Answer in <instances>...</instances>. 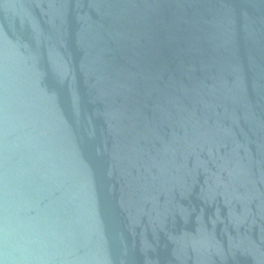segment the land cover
Returning a JSON list of instances; mask_svg holds the SVG:
<instances>
[{"label": "water", "instance_id": "95a60500", "mask_svg": "<svg viewBox=\"0 0 264 264\" xmlns=\"http://www.w3.org/2000/svg\"><path fill=\"white\" fill-rule=\"evenodd\" d=\"M0 264H264V0H0Z\"/></svg>", "mask_w": 264, "mask_h": 264}]
</instances>
